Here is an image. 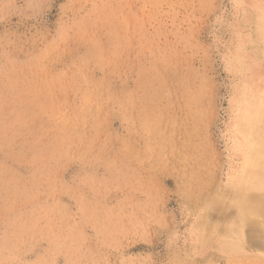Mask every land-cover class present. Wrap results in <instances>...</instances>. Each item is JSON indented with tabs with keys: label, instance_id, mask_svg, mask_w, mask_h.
Returning <instances> with one entry per match:
<instances>
[{
	"label": "rangeland",
	"instance_id": "1",
	"mask_svg": "<svg viewBox=\"0 0 264 264\" xmlns=\"http://www.w3.org/2000/svg\"><path fill=\"white\" fill-rule=\"evenodd\" d=\"M263 41L250 0H0V264H264Z\"/></svg>",
	"mask_w": 264,
	"mask_h": 264
},
{
	"label": "bare ground",
	"instance_id": "2",
	"mask_svg": "<svg viewBox=\"0 0 264 264\" xmlns=\"http://www.w3.org/2000/svg\"><path fill=\"white\" fill-rule=\"evenodd\" d=\"M250 2H252L256 11H259L260 14L264 16V0H250ZM249 63L253 65V72H255L253 74L256 80L251 81L250 84L248 83V95H244L245 99L237 103V105L240 106L236 108V116L240 124L241 134H244L246 137V144L242 146L244 166L238 175L235 176V179H243L245 173L248 171L258 174L262 180V184L253 187V190L262 191L264 196V41L262 42V52L260 55L256 57L252 55L249 59ZM241 202L242 200L238 199V203ZM236 207H238V205H236ZM257 212L260 214L261 210ZM243 224V220H238L233 224V227L241 228ZM200 229L203 233L217 234L218 232V230L209 228L206 217L203 219ZM254 232L257 231L252 230V234ZM252 234L250 236H252ZM219 235L222 236V232H220ZM259 236L264 242V232L263 237L261 233Z\"/></svg>",
	"mask_w": 264,
	"mask_h": 264
}]
</instances>
